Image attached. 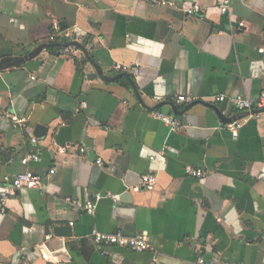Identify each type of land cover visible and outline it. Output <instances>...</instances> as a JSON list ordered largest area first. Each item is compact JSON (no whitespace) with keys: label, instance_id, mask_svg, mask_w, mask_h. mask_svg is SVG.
I'll list each match as a JSON object with an SVG mask.
<instances>
[{"label":"crops","instance_id":"0c3cea01","mask_svg":"<svg viewBox=\"0 0 264 264\" xmlns=\"http://www.w3.org/2000/svg\"><path fill=\"white\" fill-rule=\"evenodd\" d=\"M171 1L0 0V62L52 33L83 46L0 70V113L29 119L25 129L0 119V186L27 170L46 176L44 188L0 206V264H264V112L213 99L264 90V0H232L228 13L218 0ZM189 94L211 105L184 111L194 101L177 96ZM154 112L185 127L170 131ZM224 118L243 121L238 136ZM35 152L38 161L22 163ZM188 166L204 175H186ZM145 173L158 174L155 188L129 189ZM99 192L119 197L88 213ZM61 226L71 235H56ZM94 230L147 231L152 247L99 245Z\"/></svg>","mask_w":264,"mask_h":264},{"label":"built area","instance_id":"2783aa9c","mask_svg":"<svg viewBox=\"0 0 264 264\" xmlns=\"http://www.w3.org/2000/svg\"><path fill=\"white\" fill-rule=\"evenodd\" d=\"M154 4L158 5H172L173 2L171 0H150ZM232 0H218L220 11L222 13H228L230 11ZM189 13H193L195 11L194 8L187 9ZM244 23L240 22L239 26H243ZM58 34L52 33L50 36L51 40H54ZM115 70L122 72L127 71L130 67L116 64L113 67ZM137 73V68L134 69ZM197 96L193 94L189 95H179L177 96V101H195L197 100ZM214 100L219 102H228L231 104L236 110L239 112H250L252 114H260L264 112V90L261 92L260 96L257 99H253L247 94L238 93L234 95H217L213 97ZM86 105L85 103L83 104ZM153 115L163 121L170 129V131H178L185 127L183 121L175 117L174 115H167L162 112H154ZM0 119L6 120L10 123L12 128L14 129H25L29 125V119L26 116L17 114L16 112L4 111L0 113ZM243 121L237 120L226 124V127L231 131L233 136H238L239 129L241 128ZM31 141L33 144L38 142V138L36 136L31 137ZM72 146H58V151L62 154H66L70 151ZM79 151L84 152L85 148H79ZM40 156L38 153H29L24 158H22L23 164H28L30 161H38ZM151 160H155L156 157L153 155L150 157ZM160 162L165 163V155L161 154L159 158ZM97 163L102 164V160L98 159ZM55 173V169L49 170V175ZM185 173L188 176L200 178L204 175V170L201 168H194L192 166H188L185 169ZM46 176L35 173L31 170H27L21 173L16 174L15 176H5L3 183L0 186V206L2 211H5L8 206V202L12 197H16L18 192L23 189H36V188H44L45 187ZM158 182V174L157 173H145L142 176L141 183L135 186H130L129 189L133 191H139L141 189L145 190H153ZM103 197H110L114 200L118 199V194H103L101 192L97 193L94 201H89L85 204L84 209L93 214L98 206V201ZM72 203H75L74 200H70ZM92 237L95 242L99 245H114L119 247H127L135 251H147L151 249L150 237L147 231L142 233L127 236L118 233H105L98 230H94L92 232ZM200 262H204V259H201Z\"/></svg>","mask_w":264,"mask_h":264},{"label":"water","instance_id":"95a60500","mask_svg":"<svg viewBox=\"0 0 264 264\" xmlns=\"http://www.w3.org/2000/svg\"><path fill=\"white\" fill-rule=\"evenodd\" d=\"M51 45H52L51 43L46 42V43H44V44H41V45L37 46L34 50L30 51L27 55H24V56H22V57H19V56H15V57H14V56H12V57H9V58H5L4 60H2V61L0 62V70L5 69V68H8V67H10V66H17V65H19V64H22V63L26 62L27 60H29V59H31V58H34V57H35L37 54H39L43 49L49 48ZM60 45H61L62 47H70V46H74V45H75V46H79V47H81V48L83 47V46H82L79 42H77V41H71V42H67V43H62V44H60ZM96 68H97V70H98V73H99L100 75H103V72H102V70L100 69V67H99L98 65H96ZM121 75H123V74H121ZM121 75L116 76V78H119ZM125 75H126V77L129 79V81L131 82V84L133 85V87L136 88V83L132 80V78H131L128 74H125ZM136 93H137L139 99L141 100V97H140L139 92L136 91ZM166 103L170 104V105L173 107L174 112H175L176 115H180V114L183 113V111H179V110L177 109V107H176L173 103H170V102H164V103H161L160 106L163 105V104H166ZM197 104H205V105L208 104V105H211V104L206 103V102H204V101H202V100H195V101L192 102L190 105H188V106L184 109V111L187 110V109H189V108H191V107L194 106V105H197ZM212 106H214V105H212ZM215 108L217 109V112L220 114L219 109H218L216 106H215ZM220 115H221V114H220ZM223 121H224L225 123H230V122L236 121V119H235V120H232V119H229V118H224ZM38 130H40V133H41V132H45V131L47 130V128L44 127V126H38ZM71 233H72V228H71L70 226H66V228L63 227V226H61V227H56V228H55V234H56V235L70 236Z\"/></svg>","mask_w":264,"mask_h":264},{"label":"trees","instance_id":"16d2710c","mask_svg":"<svg viewBox=\"0 0 264 264\" xmlns=\"http://www.w3.org/2000/svg\"><path fill=\"white\" fill-rule=\"evenodd\" d=\"M73 38H75V36ZM67 40H68V37L65 35H57L54 40L50 41L52 45L48 48V51L52 54H56L60 52L61 50L64 49L60 44H62L63 42H66ZM77 62L78 64L84 63V61H81V60L80 61L77 60Z\"/></svg>","mask_w":264,"mask_h":264}]
</instances>
